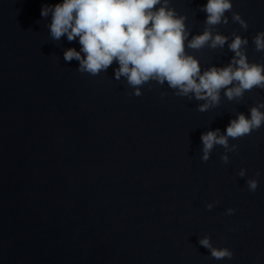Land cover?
<instances>
[{
    "label": "water",
    "instance_id": "95a60500",
    "mask_svg": "<svg viewBox=\"0 0 264 264\" xmlns=\"http://www.w3.org/2000/svg\"><path fill=\"white\" fill-rule=\"evenodd\" d=\"M57 2L0 0V264H264V124L214 143L207 160L201 141L253 106L264 112V88L232 98L221 88L213 103L150 79L135 95L115 60L91 74L65 59L78 40L54 38L51 11L41 15ZM204 3H168L201 72L228 64L234 35L264 64L253 42L264 0H232L215 25ZM206 28L224 46L188 48ZM205 236L232 257H212Z\"/></svg>",
    "mask_w": 264,
    "mask_h": 264
},
{
    "label": "clouds",
    "instance_id": "9594fccd",
    "mask_svg": "<svg viewBox=\"0 0 264 264\" xmlns=\"http://www.w3.org/2000/svg\"><path fill=\"white\" fill-rule=\"evenodd\" d=\"M169 0H58L51 8L42 7L41 15L51 11L49 30L54 38L66 35L68 40L77 39L80 50L68 48L64 52L66 60L76 58L83 71L96 74L107 68L113 60L118 64L114 75H123L134 86V94L139 95V86L150 79L159 83L167 81L180 94L193 93L197 99L218 100L219 90L225 89L228 98L239 97L253 87L264 88V64L249 62L241 46L247 38L234 35L228 42L233 56L224 66H210L201 72L196 58L185 53L188 36L184 17L168 7ZM232 0H205L202 5L206 13L205 23L215 25L224 13L231 10ZM233 19L244 28L247 22L239 13ZM227 37L212 33L209 29L187 40V47L198 49L206 43L210 47L224 46ZM257 50H264V31L253 37ZM83 53V56L81 55ZM232 85L231 87H228ZM264 106V105H262ZM207 103L200 105L203 110ZM264 124V112L259 107L249 109L248 116L238 113L225 126L224 134L217 135L218 129L201 134L202 159L207 160L214 143L227 146V138L241 137ZM227 161V156L221 157ZM239 175H244L241 169ZM257 180L247 182L249 190L257 188ZM211 207V204L207 205ZM234 209L229 208L228 212ZM209 248L212 257L231 258L227 247H213L207 236L199 241Z\"/></svg>",
    "mask_w": 264,
    "mask_h": 264
}]
</instances>
